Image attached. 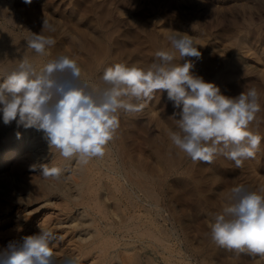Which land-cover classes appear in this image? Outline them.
<instances>
[{"label":"rangeland","instance_id":"obj_1","mask_svg":"<svg viewBox=\"0 0 264 264\" xmlns=\"http://www.w3.org/2000/svg\"><path fill=\"white\" fill-rule=\"evenodd\" d=\"M44 20L55 31L43 34L56 43L48 54L39 55L27 47V41L32 33L41 32ZM175 31L193 38L199 58H180L169 40ZM160 50L173 52L175 64L193 61L191 72L214 83L225 96L257 89L261 111L249 126L262 137L256 155L241 168L224 156L211 164L193 162L172 144L170 132L179 131L171 117L173 105L166 92H157L141 111L119 114L120 126L105 155L87 164V181L96 196L103 194L105 185L109 191L102 203L108 214L102 224V252L89 260L73 246L59 249L55 244L56 264H72L67 259L71 255L78 264H264V255L222 247L211 238L214 214L222 211L234 186L264 189V0H0V61L8 68L26 58L39 70L67 55L80 67L81 81L104 88L101 77L106 68L119 63L147 69ZM27 159L18 156L15 165L5 170L7 178L0 181L5 187H0V253L26 236L39 234L47 213H63L48 206L34 209L44 202L27 187L28 177H37L42 170L35 164L31 167ZM14 174L17 177L12 178ZM58 194L49 198L60 203ZM32 209L35 213H28ZM18 211L34 217L17 222Z\"/></svg>","mask_w":264,"mask_h":264},{"label":"clouds","instance_id":"obj_2","mask_svg":"<svg viewBox=\"0 0 264 264\" xmlns=\"http://www.w3.org/2000/svg\"><path fill=\"white\" fill-rule=\"evenodd\" d=\"M45 30L54 32L55 28L44 20L41 32L32 33L27 41V47L39 55L48 54L56 43L43 34ZM169 40L181 59L201 56L189 34L175 31ZM155 56L147 69L119 63L106 68L101 77L104 88L81 81L80 67L67 55L48 61L39 70L23 58L0 77L3 123L16 121L18 127L42 130L50 149L83 166L103 158L120 126L119 114L139 112L157 92H166L174 109L171 117L179 128L170 132V140L193 162L211 164L224 156L241 168L244 161L254 158L262 140L249 128L261 111L257 89L225 96L214 83L191 72L193 61L175 64L174 53L165 50ZM16 135L20 137L19 132ZM42 175L59 179L61 169L43 165ZM262 193L264 189L252 191L243 184L231 189L211 224L216 244L264 255ZM58 239L51 230L40 228L39 234L24 237L18 245L10 244L0 253V264H56L53 246ZM67 259L78 264L74 257Z\"/></svg>","mask_w":264,"mask_h":264},{"label":"bare ground","instance_id":"obj_3","mask_svg":"<svg viewBox=\"0 0 264 264\" xmlns=\"http://www.w3.org/2000/svg\"><path fill=\"white\" fill-rule=\"evenodd\" d=\"M10 57H12V54H11ZM9 59H11V58H9ZM12 59H13V57H12ZM12 59H11V62H12ZM13 61H14V59H13ZM15 61H17V58H16ZM3 62H4V60H3ZM18 64L17 63L10 64L11 66H9V68H8L6 63H4V66H3V63H2L0 65V74H1V76L3 77L5 75V73H8V72L12 71L13 70L12 67L15 66V68H16V66ZM94 76H95V74H94ZM80 78L82 79V77H80ZM17 132L20 133V137L19 138L16 135ZM0 140H1V142H0V181L5 179V178H7L6 177L7 173H6L5 170L8 167L12 166V164L15 165L14 163L17 162V158L20 155H24V157L28 158L26 160V163H28L31 167L35 164L33 167H37L40 170H42V166L43 165H47L49 168L56 167V168H60L61 169V175H60L59 179L45 178L42 175V173L41 174L39 173V175L37 174L38 175L37 177H28L27 187L33 189L32 191H34L35 194L37 195V197L35 199H37V200L40 199V201H42V203L44 202L43 204L37 206L36 208L33 207L34 209H37V211H39L38 210L39 208L48 206V207H52L53 209H57L58 211H63V213L61 215L60 214L59 215H57V214L54 215V214H51V213L50 214L47 213L46 214L47 216L44 215V217L41 220L42 224L40 226H38V227L46 229V230H51L56 236H58L60 234H64V235H60L58 237L59 239L55 242L56 245L60 246L59 249H61V246H64V244L67 247H71V248L73 246L72 249H74V251H75V249H77L79 251V253H80V256H84V258L89 259V260H90V258L91 259L94 258V253L96 254L97 252H102L103 246H104V244L102 245V243H105V240L102 238V235L105 233V227H103L102 224L105 223L106 215L108 216V214L106 213L107 210H105L103 208L102 203L105 200V198L108 197L107 194H108L109 191L106 190L107 185H105V187L103 185V187H104L103 188V194L101 196L97 197L95 192H94V188H92V186H89V182L87 181L88 180V175H89L87 173V165H83L82 166V165L78 164L75 159H73L71 161L65 160V158L60 156V154H59V152L57 150H55L54 148L50 149V147L48 145V142H47V140L45 138V134L43 133L42 130H37L36 128H27V129H25L23 126H19L18 127L17 124H16V121H13L10 125H5L3 123V120H2V113H0ZM15 160H16V162H15ZM23 164H25V163H23ZM15 169H13V170H15ZM101 169H102V167H101ZM89 170H90V168H89ZM21 171H23V170H20V172ZM92 172H89V173H92ZM10 176L11 175H9L8 178H10ZM11 177L14 178V177H17V176L14 174ZM19 181H20V179H19ZM103 181H104L103 184L106 183L105 180H103ZM20 182H22V181H20ZM100 184H101V179H100ZM2 186L4 187V185L0 184V187H2ZM121 186H123V185H121ZM134 187H135V185H134ZM134 187H133V189H134ZM137 187H138V185H137ZM107 189H108V187H107ZM118 189L119 188H116L115 190L117 191ZM133 189H132V191H133ZM129 190H127V192ZM145 190L146 189H144L143 191H145ZM55 192L59 193L61 195L62 200L61 199H60L61 201L58 200L60 203H58L56 201H52V199L54 197L53 198H49L50 194L51 193L54 194ZM124 192L126 193L125 189H124ZM147 195H148V193H147ZM116 197L119 198V196H116ZM136 197H137V195H136ZM131 198H132V196H131ZM112 199H114V198H112ZM122 200H124V199H122ZM128 200L130 201L129 198H128ZM22 201L24 202V199ZM32 201H34V199H32ZM26 204H27V202H26ZM106 205H107V203H106ZM147 205H150V204H147ZM27 209L28 208H26L25 210H27ZM112 210H114V209L112 208ZM32 211H33V209L31 211H29L28 213H31ZM115 212L116 211H114V213ZM33 213H35V212H33ZM33 213H31V214H33ZM149 214H151V213H149ZM62 215L64 217H62ZM16 216H18L17 220L18 219H22V218H24V219H27V218L30 219L31 218L32 219V217H34V216H27L26 214L24 215L23 211H18ZM117 216L118 215H116V217ZM128 218H130V217H128ZM120 219H121V221H119L120 223H124L125 222V220H124V222H122L123 221L122 218H120ZM120 219H118V220H120ZM124 219H126V218H124ZM131 220H132V218H131ZM17 222H19V220ZM21 223L22 222H20L19 224H21ZM109 225H111V224H109ZM136 226L137 225L135 224L134 227H136ZM16 227L17 226H15V228ZM137 227H140V226H137ZM12 228L14 229V227H12ZM24 228H25V226H24ZM130 228H132V227H130ZM151 231H153V230H151ZM140 233H142V232H140ZM66 234H69V236L66 239L64 238L65 240L63 241V236H66ZM149 234H150V231H149ZM153 234H151V235H153ZM142 235H145V234H142ZM111 241L113 243H115L112 239H111ZM108 243H110V242H108ZM108 246L111 247L110 244H108ZM105 248H106V245H105ZM68 250H70V248ZM110 250H109V252H110ZM69 253H70V251H69ZM76 253L74 255H76V257H78V259H79V254H76ZM120 254H121V252H120ZM121 256H122V254H121ZM71 257H73V256L71 255ZM92 261H94V260H92ZM102 261H103V259H102ZM122 262H124V261H122ZM125 262H126V260H125ZM66 263H68V262H66Z\"/></svg>","mask_w":264,"mask_h":264}]
</instances>
